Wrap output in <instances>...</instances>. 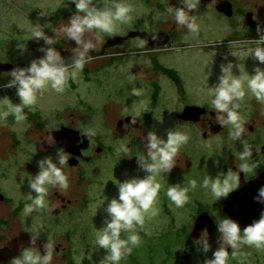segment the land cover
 <instances>
[{"label":"rangeland","instance_id":"rangeland-1","mask_svg":"<svg viewBox=\"0 0 264 264\" xmlns=\"http://www.w3.org/2000/svg\"><path fill=\"white\" fill-rule=\"evenodd\" d=\"M105 2L110 4L111 0H98L101 7ZM127 2L134 9L133 20L127 24H120L115 36H128L132 31L153 27L155 8L151 0H127ZM74 12L75 5L71 3V0H0V57L18 67L22 63H30L33 57L27 54V51L22 52L19 49L20 47L27 48L31 42L22 31L21 25L39 23L41 27L45 28V32L52 36L54 35L53 31L58 26L67 23ZM100 35L102 42L97 46L99 50L109 37L107 34ZM95 37V31L87 36L93 41H95ZM199 41L197 37L187 39L190 44ZM42 43L44 44V41ZM55 46L58 49L74 52L77 45L75 41H69L62 36ZM131 46L120 49V52L114 50L106 54L105 57L91 60L85 65L79 78L74 81L76 89L68 86L62 94L52 90L42 92L38 105L33 109V112L39 115V118H35L39 120L35 121L39 123L38 127L31 118H28L23 126L12 124L13 121L9 119L7 122H0L2 128L18 135L16 138L17 140L19 138V143L24 141L23 146L21 145L16 151L14 148H10L12 144L16 145L15 138L12 139L11 136L3 138L2 145L0 144V184H2V190L12 199L10 205H0V221L6 222V224L0 225V236L4 237L3 240H0V264H11L12 259L20 255L22 247L32 246V235L39 237L36 242L39 249L41 243L50 242L53 245V264H100L103 260L106 251L95 248V239L97 229L104 226L107 203L112 198L118 197V186L112 179L116 177L117 180L123 182L133 177L142 178L145 175L139 165L133 166L131 169L124 167L127 165L128 158L123 154H116V149L122 144L119 141L118 121L131 114V106L134 101L137 104L143 101L146 111L149 107L150 88L141 84L130 85L136 84L131 69L145 70L151 62L147 55L141 56L139 55L141 53H134L139 50L137 41H134ZM180 46L181 44L174 49L172 56L166 58V62L179 66L182 71V68L189 66L190 69L187 70L186 75H189L190 72H197L190 74L189 81L201 84L200 86H209L211 80L218 83L221 66L229 62L239 65L242 71L247 72L246 70H248L249 73H253L259 63L254 57L246 62H241L231 52H222L219 49L214 52H199L197 50L182 52ZM244 65H247L248 69H245ZM260 67L264 68V65H260ZM239 68H234L237 74H239ZM133 87L142 91L140 97L131 95ZM167 97L169 99L174 96L169 93ZM243 104L247 108L252 107L249 103L244 102ZM171 106L167 107L165 111L167 114L176 113L179 110V105H176L178 108L175 107L174 110H171ZM257 112L259 115L263 113L261 110H257ZM65 114L67 117L69 114H77L78 120L82 123L79 126L87 133L96 134L99 141L97 140L95 145H103L106 150L94 164H82L81 169L69 165L66 167L65 171L69 176L70 187L64 195L76 202L72 207H62L60 200L57 199L59 194L56 192L58 191L50 189L48 208L40 213H34L33 217H26L23 214V208L25 204L31 202L27 199V194L30 191L27 185L28 180L31 179V175L38 173V162L47 156H52L55 159L58 150L55 141L48 137L46 130L58 127L64 121ZM164 117L167 122L158 117L156 124L152 126L151 123L149 128L150 131H155L166 139L167 132L172 126L170 119L168 120L167 116ZM162 128L164 130H161ZM188 133L190 136L192 135L191 130H188ZM147 134L146 132L139 133V137L143 138ZM0 135H3L2 130H0ZM252 135H254L253 141L264 139V130H257ZM223 140H220L219 145L236 143L231 139L225 142ZM186 145L191 146L192 142ZM218 149L224 152L222 145L218 146ZM83 175L84 177L81 179L80 176ZM158 180L161 183L160 177ZM159 197L158 215L151 220H146L144 227L138 229L141 239L140 246L123 259L121 264H132L134 259L138 260L139 264H146L149 258H151L150 264H163V262L167 264L171 261V258H167V253L163 251L167 247L163 246V250L155 248L154 252L150 253L154 247L153 239L165 232L164 228L166 231L169 229L165 223L166 218L168 220L169 218L160 211ZM222 199L216 201L215 198H211V201L208 200V202L217 204ZM71 200L69 204L72 203ZM103 201L105 204L100 208ZM20 204L23 206L18 209ZM187 206L182 208L184 216L181 219L191 226L194 217L190 215L197 208L196 201L190 199ZM59 209L62 210L61 214L57 217L53 216V213ZM15 211L16 213H14ZM181 225L182 222L178 221L174 229L181 228ZM36 228H40V231L37 232ZM187 230L185 228L179 233H168L173 241L169 244L168 249H171L174 244L186 246L188 244L186 241ZM142 232L151 237H142ZM57 247L60 248L59 251H56ZM215 250L217 248H211L206 254L215 252ZM206 254L202 252L200 257H204ZM232 261L236 264H264V250L248 246L243 249L242 247L235 258H232Z\"/></svg>","mask_w":264,"mask_h":264},{"label":"clouds","instance_id":"clouds-1","mask_svg":"<svg viewBox=\"0 0 264 264\" xmlns=\"http://www.w3.org/2000/svg\"><path fill=\"white\" fill-rule=\"evenodd\" d=\"M71 3L75 5V12L67 23L53 31L52 36L48 35L39 23L21 25L29 41H44V46L39 48L43 55L33 59L29 66L23 68L17 66L10 72L12 79L5 87L16 88L19 103L14 102L9 96L0 97V122H7L11 116L16 125L23 126L27 122L25 110L32 111L38 105L42 92L52 90L62 94L69 86L70 80L76 81L79 78L85 65L92 59L91 53L102 42L100 34L112 36L120 24H127L133 20L134 9L127 0H111L110 4L105 2L102 7L99 6L98 0H71ZM180 4L183 6H169L166 11L174 18L177 26L187 29L189 35L185 39L195 38L199 34L200 26L197 18L191 13L197 9L200 0H180ZM156 18L153 17L154 20ZM94 31L95 41L87 38L88 34ZM62 36L69 41H75L77 45L70 63L55 47ZM157 38L156 35L152 36L153 40ZM262 38L264 35L257 40L258 46L249 48L243 56V59L252 56L259 62L253 73L242 71L239 65L229 62L221 66L218 83L207 90V98L216 113L215 123L224 128L228 127L229 138L240 141L243 145V149L236 157L241 162L237 165L236 171L230 169L227 173L221 172L215 177L205 176L199 185L210 191L216 201L227 198L239 188L240 173H244L246 178L249 175L253 177L259 166V163H249L253 159V149L242 140L247 128L246 118L241 109L246 97H254L259 104L264 105V68L260 67L264 65V46H259L264 44ZM147 43L145 38H137L138 48H145ZM19 49L22 52L27 51L26 47ZM231 54L240 60L242 58L236 53ZM237 67L239 74L234 71ZM131 95L140 97L142 91L133 87ZM144 113H146L144 102L140 101L137 104L134 101L129 115L132 117L131 124L135 125L137 119ZM143 139L146 155L138 154L136 157L145 175L142 178L133 177L123 182L116 177L112 179L118 186V197L112 198L107 203L104 226L97 229L95 248L106 251L100 264H121L123 259L140 246L138 229H142L146 220H151L159 212L157 203L162 184L158 177L170 173L177 165V157L183 146L188 143L189 136L176 128L167 132L166 139L155 131H149ZM128 151V147L121 144L116 149V154L127 157ZM69 160L70 154L58 149L55 159L47 156L38 162L39 171L31 175L27 184L30 189L27 199L31 202L24 205L23 214L26 217H33L34 213H40L48 208L50 189L57 190L61 195L68 191L70 180L65 169L69 165ZM189 183L192 189L197 188L196 180H191ZM166 195L176 208L184 207L190 199L189 189L182 187L181 184H171L167 188ZM255 199L259 203H264V187L258 190ZM105 201L100 208L104 206ZM36 231L39 232L40 228H36ZM217 231L219 247L205 264H229V249L232 258H235L239 249L244 246L264 250V214L243 231L237 221L224 217L218 222ZM205 233L207 231L196 243L206 254L211 250V244L208 241V233L207 235ZM38 238L32 235V246L22 247L20 255L13 258L11 264H53V245L48 242L44 246L45 254H41L36 246Z\"/></svg>","mask_w":264,"mask_h":264},{"label":"flooded vegetation","instance_id":"flooded-vegetation-1","mask_svg":"<svg viewBox=\"0 0 264 264\" xmlns=\"http://www.w3.org/2000/svg\"><path fill=\"white\" fill-rule=\"evenodd\" d=\"M151 2L155 8L154 14L157 18L154 20L153 27L139 31L150 34H164L168 43L163 47L153 50L147 49L146 46L145 48H139L137 52H134L138 54L141 53L139 54L141 56L147 55L151 64L145 70L137 71L135 68L131 69V74H133L132 77L136 80V84H131L130 86L140 84L148 86L150 88V97L148 111L142 114L141 118L137 119L135 125L126 122L129 115L120 119L117 123L119 141H121L123 145H126L129 150L127 154L128 162H126L127 165L124 167L131 169L133 166H138L136 156L138 154L146 155L145 141L143 138L139 137V133H148L150 131V124L152 123V126L155 125L158 121V117H161L162 121L167 122L165 120L166 117H164L167 116L168 120L170 119L172 126L171 129L179 128V130L185 132L189 136L188 143L192 142V145H184L177 157V165L173 170L170 173H166L165 175L161 174L159 176L162 183V188L159 193V208L162 214L169 218V220L166 218L165 221V223H167L166 226L169 229L166 231L164 228L165 232L160 236L156 238L152 237L154 238L153 249H162L163 246L169 248V244L173 241H171L168 233H179L187 228L186 241H188V244L184 247L179 244L172 245V260L169 264L173 261V264L176 262L178 264H205L207 259L212 258L214 252L206 254L204 257H200V254L203 251L196 241L201 238L205 231H207L208 241L211 244V248H218V222L220 219L228 216L222 208L223 202L226 198H223L222 201L217 204L210 203L208 200L211 201V198H214L211 192L199 187V185L202 183L205 176L211 175L215 177L221 172L227 173L230 169L236 171L237 165L241 163L236 157L239 155V152L241 151L240 149L243 148V145L240 141H236V143L232 145L221 144L224 148V152L218 149V146L221 147V145H219L221 139H224V142L230 139V129L228 127L224 128L215 123L214 118L216 113L211 108L210 102L207 98L208 88L215 86L217 83H214V81L211 80L207 87L204 85L200 86L201 84L191 83L189 81L190 74L197 72H190L189 75H186L187 70L190 69L188 68L189 66L182 68V71L179 66L167 63L166 58L172 56L174 49L181 44L180 48L182 49V52H190L194 50L199 52H214L219 49L222 52L236 53L238 56L242 57L241 60L235 57L241 62H246L248 59L251 60L252 56L247 59H243V56L249 48L257 47V40L261 38V35H264V0H200L197 9L191 13L197 18V23L200 26L199 34L196 36L200 41L193 44L188 43L187 39H185V37L189 35L187 29L183 26H177L174 22V18L166 11L169 6H183L180 4V0H151ZM157 14L159 15L157 16ZM116 36L126 37L127 35ZM112 37H115V35L109 36L108 39ZM134 41H137V38L128 39L122 45L109 48L103 52L106 44L104 43L101 50H99L98 47L93 51L91 60L98 57H105L106 54L114 50L120 52V49L128 48V46H131ZM42 42L43 40L31 41L27 47V54L31 55L33 59H37L43 55V53L39 51V48L44 46ZM259 46H264V44ZM57 50L61 52V55L65 60H68L69 63L71 62L72 50H64L62 48H57ZM0 61L4 64H12L14 68L17 67L10 61L3 60L1 57ZM29 64L30 63H22L19 67H27ZM244 67L245 69H248L247 65H244ZM10 72L11 71H5L1 74L0 97L9 96L14 102H16L17 98L19 101V97H15L16 88L5 87L8 81L12 79ZM125 72L127 73V71ZM69 83L70 88L76 89L74 81L70 80ZM169 93L173 94L174 97L168 99L167 95ZM244 102L251 104L252 107L247 108L246 105H242L241 111L246 118L247 128L242 140L243 142H247L253 149V159L250 160L249 163H259V166L256 169V175L253 177L249 175L246 178L244 173H240V183L242 180L251 182L257 179H262V181H264V139H259L257 141L252 140L254 138V135H252L253 133L257 130H264V105L259 104L255 98L249 97H246ZM169 105H172L171 110H174L176 105H179V110L176 113L170 112V114H167L165 111ZM189 106H196L206 110L198 122L185 121L180 118L184 110ZM257 110H261L263 113H260L259 115ZM25 111L27 113V121L28 118L33 119L35 125L38 127L39 123L35 122L39 121L35 119L37 117L33 118L28 113L29 111L27 109ZM33 113L36 114L35 112ZM78 118L77 114H69L68 117L67 114H65L64 121L58 127L49 131L46 130V134L54 140L52 136L54 131L60 130L62 127H68L80 131L82 135H94V138L90 139L88 148L81 151V154L84 157L89 158V161L77 157L78 164L74 166V168L81 169L82 164H94L97 162L106 148L103 145H95L99 137L94 133L85 132L84 129L79 126L82 123ZM8 119L13 121L12 124H15V121L11 116ZM120 122L124 123L119 125ZM1 128L0 130L3 131V135H0V144L2 143L1 140L3 138H10L11 136L12 139L15 138L16 145L12 144L10 148H14L16 151L21 145L23 146L24 141L19 143V138L18 140L16 138L18 136L17 134L6 130V128ZM161 130L164 129L162 128ZM188 130L192 131L191 136L188 133ZM157 134L162 138L164 137L159 133ZM70 158L73 157L70 155ZM83 177L84 175L80 176L81 179H83ZM191 180L197 181L196 189L191 188L189 183ZM171 184H181L182 187L188 188L190 199L196 201L197 208L194 209V213L190 215L194 217L191 226L189 223L183 222L181 219L184 216L182 212L183 207L176 208L166 195L167 188ZM2 188V184H0V193L4 196V199L0 200V205H10L12 199L2 190ZM56 193L59 194L57 199L60 200L62 207L67 206V208H70L76 203L73 200L68 199L64 194L61 195L59 192ZM63 199H65L66 202H63ZM70 200L72 201L71 204H69ZM21 206L23 205L20 204L18 209ZM185 207H188L187 204ZM14 213H16V211ZM203 213H208L215 221V225H210L204 232H200L193 236L192 232L196 222ZM178 221L182 222L181 228L174 229ZM1 224H6V222L1 220L0 225ZM211 228H213L212 232H210V230H212ZM207 233H205V235H207ZM144 236L148 238L151 237L150 235L143 233L142 237ZM3 239L4 237L0 236V240ZM136 250L137 249H134L133 252ZM150 261L151 258H149L146 264ZM132 264H139L138 260L134 259ZM229 264H236L232 261L231 249H229Z\"/></svg>","mask_w":264,"mask_h":264},{"label":"water","instance_id":"water-1","mask_svg":"<svg viewBox=\"0 0 264 264\" xmlns=\"http://www.w3.org/2000/svg\"><path fill=\"white\" fill-rule=\"evenodd\" d=\"M153 35H156L158 38L153 40ZM138 37L145 38L148 41L146 46L149 50L163 47L168 43L164 34H150L147 32L132 31L126 37L115 36L108 39L104 46L103 52H105L109 48L122 45L128 39H135ZM91 55H93V52L91 53ZM13 69V65L4 64L0 61V81L2 72L12 71ZM205 112L206 110L203 108L189 106L184 110L180 118L185 121L198 122ZM131 120L132 117H128L126 119V122L131 123ZM121 123L124 122H120L119 125ZM52 136L57 143L58 149H63L66 153L70 154L73 157L69 160L70 166L74 167L78 164L77 157H80L85 161H89V158L84 157L81 154V151L88 148L90 139L94 138V135H82L81 132L78 130L71 129L68 127H62L60 130L54 131L52 133ZM261 187H264V181H262V179H257L251 182H246L245 180H242L239 188L234 192L230 193L229 196L223 202V211L228 217L237 221L240 224L242 231L245 227L258 220L260 216L264 214V203H259L255 199L258 195V190ZM3 199L4 196L2 193H0V200ZM63 202H66V200L63 199ZM64 208H66V206ZM61 212V209L56 210L53 213V216L57 217L61 214ZM210 225L214 226L215 221L211 218L208 213H203L196 222V225L192 232L193 236L200 232H204L208 229ZM211 229L212 230H210V232L213 231V228ZM46 244L47 243L40 244L41 254H45L46 249L44 246ZM59 250L60 248L57 247L56 251Z\"/></svg>","mask_w":264,"mask_h":264},{"label":"trees","instance_id":"trees-1","mask_svg":"<svg viewBox=\"0 0 264 264\" xmlns=\"http://www.w3.org/2000/svg\"><path fill=\"white\" fill-rule=\"evenodd\" d=\"M15 97H17V95L15 94ZM16 102H19L18 101V98H17V101ZM30 115H31V117H37V118H39V115L38 114H34L32 111H29L28 112ZM163 250V249H162ZM171 250L172 249H165V250H163V251H165L166 253H167V258H172V256H171ZM154 252V249H152L151 251H150V253L152 254ZM172 260V259H171ZM170 263V262H169ZM169 263H167V264H169ZM148 264H150V262L148 263Z\"/></svg>","mask_w":264,"mask_h":264}]
</instances>
